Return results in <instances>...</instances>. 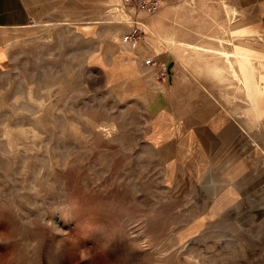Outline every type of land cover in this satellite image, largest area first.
<instances>
[{
	"label": "rangeland",
	"instance_id": "1",
	"mask_svg": "<svg viewBox=\"0 0 264 264\" xmlns=\"http://www.w3.org/2000/svg\"><path fill=\"white\" fill-rule=\"evenodd\" d=\"M43 1L0 65V264H264V176L224 217L205 191L263 166L264 58L249 95L224 57L178 41L194 0H160L145 38L179 60L161 87L175 115L151 121L121 0ZM211 13L202 28L224 35Z\"/></svg>",
	"mask_w": 264,
	"mask_h": 264
},
{
	"label": "crops",
	"instance_id": "2",
	"mask_svg": "<svg viewBox=\"0 0 264 264\" xmlns=\"http://www.w3.org/2000/svg\"><path fill=\"white\" fill-rule=\"evenodd\" d=\"M52 1L54 3L57 2V0H49V3ZM44 3H47V1L0 0V65L9 58L8 44L25 34L24 31L21 33L22 28L30 26L32 14L39 9L40 5L43 8L42 5ZM193 6L195 11H200L197 14L199 23L194 30L195 37L190 39L183 35L177 37L178 41L185 43L192 40L195 45L200 43L199 46L195 47L196 49L199 48L201 51L209 52L213 57L214 55L215 57H224L225 66L229 68V72L232 75L231 64L234 65L238 73H243L241 70L242 64L253 68V73H258L256 68L261 64L260 59L264 58L261 53V50L264 49V0H194ZM217 9L223 11L224 14L220 20L222 22L219 23L225 26L224 35H215L202 28V20L209 18L210 25L216 21L211 11ZM206 11H209L208 16H206ZM202 15L204 18H202ZM205 42H210V47H212L214 42L219 43L218 47L220 48L205 49L201 45ZM130 47L134 49L135 53L132 55L129 52L126 53V56L131 55L136 64V85L133 89L132 97L141 100L146 99L145 102L148 104L151 121L162 112H165L166 114H164L171 120L175 114L170 108L169 89L164 90L161 87L165 86L166 83L169 86L174 81V73L179 61L177 56L175 57L173 51L165 47V45L161 51L157 50L154 43L148 41L145 37L136 46ZM225 49L230 55L229 57L223 54ZM156 53H160L163 64H167L169 69L168 76L163 80L157 79L154 76V66L148 65L144 61L145 58ZM250 74L249 70L252 84V76ZM252 87L255 86L252 84Z\"/></svg>",
	"mask_w": 264,
	"mask_h": 264
},
{
	"label": "built area",
	"instance_id": "3",
	"mask_svg": "<svg viewBox=\"0 0 264 264\" xmlns=\"http://www.w3.org/2000/svg\"><path fill=\"white\" fill-rule=\"evenodd\" d=\"M161 7L160 0H121L117 11L121 19H115L116 23H123L128 26L127 31L121 35L122 41L130 46H136L145 35L146 16L158 11ZM145 63L154 66V76L163 80L169 74L167 64H163L160 53L145 58Z\"/></svg>",
	"mask_w": 264,
	"mask_h": 264
},
{
	"label": "bare ground",
	"instance_id": "4",
	"mask_svg": "<svg viewBox=\"0 0 264 264\" xmlns=\"http://www.w3.org/2000/svg\"><path fill=\"white\" fill-rule=\"evenodd\" d=\"M241 41H243V40H241ZM247 41H249V40H247ZM244 45H246V44H244ZM247 45H248V43H247ZM225 50H223V52H224L223 54H226L229 57L230 55H228L227 50L226 51ZM231 66H232L233 75L236 76V78L239 79L240 81H244V82L247 83L246 85L248 87V94L251 95V93H252V84H251V81H250L249 70L246 68L245 64H242L243 76L239 75L238 71L236 70V68L234 67L233 64H231ZM134 81L136 83V77H134ZM229 167H231V166H229ZM253 168H254V166H253ZM255 168H256V166H255ZM228 173H229V175L233 176L236 172H234L233 169L230 168V169H228ZM261 175L264 176V162H263V166L262 167L257 168L254 171H252L250 174L248 173V175H246L249 178L246 182L241 183L239 186L237 185V188H234V187H231V186L227 187L223 183L222 178H220L218 176H215L213 174H210L208 176L206 184H205L206 195L218 194L219 192L223 193L222 194L223 195L222 199L217 204H215V206L213 207V208H215L216 211L218 210V212H219V216L218 217H224V215H226V212H227L229 207H232V206L233 207H237L236 204L239 203V198H242L241 197L242 196L241 195L242 191L247 188L249 182L258 180Z\"/></svg>",
	"mask_w": 264,
	"mask_h": 264
}]
</instances>
